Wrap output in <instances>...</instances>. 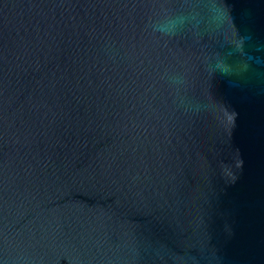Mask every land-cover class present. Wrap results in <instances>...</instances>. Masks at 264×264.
I'll use <instances>...</instances> for the list:
<instances>
[{
  "label": "water",
  "instance_id": "water-1",
  "mask_svg": "<svg viewBox=\"0 0 264 264\" xmlns=\"http://www.w3.org/2000/svg\"><path fill=\"white\" fill-rule=\"evenodd\" d=\"M0 264H264V0H0Z\"/></svg>",
  "mask_w": 264,
  "mask_h": 264
},
{
  "label": "clouds",
  "instance_id": "clouds-1",
  "mask_svg": "<svg viewBox=\"0 0 264 264\" xmlns=\"http://www.w3.org/2000/svg\"><path fill=\"white\" fill-rule=\"evenodd\" d=\"M160 31L167 33L168 29L167 28H161Z\"/></svg>",
  "mask_w": 264,
  "mask_h": 264
}]
</instances>
